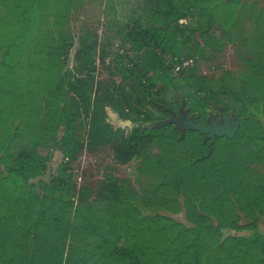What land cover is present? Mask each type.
<instances>
[{
  "label": "rangeland",
  "instance_id": "rangeland-1",
  "mask_svg": "<svg viewBox=\"0 0 264 264\" xmlns=\"http://www.w3.org/2000/svg\"><path fill=\"white\" fill-rule=\"evenodd\" d=\"M178 1L188 16L174 32L164 27V0H33L26 22L20 4L30 0H0V264H92L110 222L123 256L154 264L157 252L191 239L202 222L217 224V216L253 227L203 232L200 264L264 263L257 245L230 249L231 237L264 234V143L241 146L234 135L209 146L206 134H191L171 118L222 124L225 111L238 129L245 118L264 125V0ZM128 27L137 36H126ZM82 36L97 39L96 47H85ZM137 41L166 66L193 54L178 87L148 69L154 84L140 91L128 70ZM89 74L100 94H113L105 121L121 131L95 150L87 148L91 107L70 99L68 90L73 75ZM191 75L205 76L206 88L192 85ZM230 90L247 100H235ZM132 131L156 133L121 164L115 146ZM67 139L78 147L72 155L60 146ZM230 145L245 155L247 180L262 183L263 199L251 217L233 197L215 209L217 186L197 178L199 167L178 190L164 185V170L190 165L200 152L221 157Z\"/></svg>",
  "mask_w": 264,
  "mask_h": 264
},
{
  "label": "trees",
  "instance_id": "trees-1",
  "mask_svg": "<svg viewBox=\"0 0 264 264\" xmlns=\"http://www.w3.org/2000/svg\"><path fill=\"white\" fill-rule=\"evenodd\" d=\"M32 3L33 0H30V5L20 4V13H24L23 16H26L23 18L24 22L28 20L27 13L32 7ZM159 11L164 17V27L170 26L174 32L180 29L179 20L188 16V14L181 9V4L178 0H164V7ZM126 36L135 37L137 36V32L133 27H128ZM92 37L85 39L84 36H82V44H84L85 47L90 44L93 47H96L97 39H92ZM95 38L97 37L95 36ZM137 44L139 46V54L136 61L128 67V70L130 71L129 73L135 75L137 86L144 94H147L154 84L151 80V76L148 74V69L153 70L157 77H164L172 87H178L177 78L183 76L186 73V70L191 69L189 68L190 66H184V68L176 72L173 65L166 66L165 64H161L154 52L148 50L144 43L137 41ZM168 50H171V46L168 47ZM102 54L105 56V46L103 47ZM172 55L174 56L175 53ZM192 55L193 54H190V56L186 58H191ZM50 60H54L53 52L50 54ZM143 67L147 68L144 73H142ZM90 70L91 69L89 68L88 71ZM186 79L191 81L192 85H196L199 89L206 88V78L203 75H191ZM93 82L94 76L91 74L85 78L81 75H73V78L68 81V90L71 92L70 99L75 102L81 100L83 101V105L91 107V113L88 119L89 131L87 137V148L89 150H95L105 140L114 138L121 132L119 129H114L105 121L106 116L104 113V105L106 101L112 98L113 94H100L99 89L96 87L93 88ZM122 91L130 98V94L127 90L123 89ZM230 92L235 96V100H247L246 97H240L235 91L230 90ZM128 104L130 105L131 102H128ZM243 122L244 126L239 128L235 134V137L241 140V146H244V144L248 142L255 144L264 143V125L260 121L255 123L248 118H245ZM168 129L169 128H164V130ZM189 132L194 135L203 136L196 130H189ZM155 133L156 132L153 131H147L139 134L137 131H132L128 135L122 134V137L118 140V143L115 146L117 160L121 164H125L138 156L141 153L142 141L144 139H150ZM164 140L169 145H173L174 143V139L164 138ZM205 145L206 142L197 143L195 149H197L198 146ZM226 145L229 144L227 143ZM60 146L65 149L68 155H72L78 149L75 141L70 139L64 140ZM231 146L232 145L228 146V152L221 157L217 155L204 157L205 153L200 152L194 154L195 159L192 164H179L172 171L164 170V185H169L174 190H178L184 182L192 178L191 176L195 171V167H199L200 173L197 175V178L201 180V182L206 181L209 184L211 182L217 186V189L214 190L212 194L214 197L215 209L219 210L223 208L225 200H230L231 197H233L232 201L236 204L237 210H240L245 216L251 217L255 208L259 205L261 199H263V191H261L262 183L255 186L252 182L247 180L245 155L240 154L236 150H232ZM18 169H20V166ZM205 195V193H202L203 197ZM39 216H41V213ZM39 216L37 220H40L41 217ZM216 219L217 224H204V222H202V226H195V233L192 238L183 242L181 245L171 248L168 246L166 250H164V254L161 251L157 252V257L159 258L154 264H185V262L186 264H200V239L203 232L212 231L214 233H220V228L225 226L235 229H241L248 226L249 228L253 227V221L251 224H247L248 226H243L234 220L225 222L219 216H217ZM127 226H129V224H122L120 229H128ZM117 231L115 225L110 222V226L100 240V242H105L106 246L103 248L104 250L99 256L92 261V264H141V262L135 260V258L128 253H126L128 256H123L124 248L116 245V238L114 237V235L121 236ZM230 240H232L230 249L233 254L234 250L238 253L245 246H247L248 249H251L254 245H257L258 254L264 255V234L256 233L252 237L235 236L231 237ZM92 254L93 252H90L85 258L90 260L91 257L89 255ZM122 258H126V261L124 262ZM161 259L162 262H160ZM257 264L264 263L259 261Z\"/></svg>",
  "mask_w": 264,
  "mask_h": 264
},
{
  "label": "water",
  "instance_id": "water-1",
  "mask_svg": "<svg viewBox=\"0 0 264 264\" xmlns=\"http://www.w3.org/2000/svg\"><path fill=\"white\" fill-rule=\"evenodd\" d=\"M220 115L222 124H219L216 121H211L210 125H207L200 120H194L185 116H171V118L181 129L187 127L190 130H196L202 134H206L209 138L208 144L211 146L216 137L227 136L232 138L238 130V124L235 123L232 118H229L225 111H221Z\"/></svg>",
  "mask_w": 264,
  "mask_h": 264
},
{
  "label": "built area",
  "instance_id": "built-area-1",
  "mask_svg": "<svg viewBox=\"0 0 264 264\" xmlns=\"http://www.w3.org/2000/svg\"><path fill=\"white\" fill-rule=\"evenodd\" d=\"M182 64L181 65H174V70L175 71H179L181 69V67H184V66H187L189 65V63H191V59L190 58H185L183 60V62H181Z\"/></svg>",
  "mask_w": 264,
  "mask_h": 264
}]
</instances>
